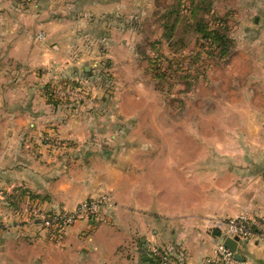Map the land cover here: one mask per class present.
Segmentation results:
<instances>
[{"label":"crops","instance_id":"0c3cea01","mask_svg":"<svg viewBox=\"0 0 264 264\" xmlns=\"http://www.w3.org/2000/svg\"><path fill=\"white\" fill-rule=\"evenodd\" d=\"M42 1L33 13L0 0V264H162L154 248L175 264H206L223 236L219 221L264 215V70L236 77L238 93L184 108L178 133L175 111L139 107L130 91L100 94L98 111L64 109L45 90L53 75L90 74L82 57L70 61L80 44L65 33L83 24L46 18ZM112 48L119 59L133 44ZM50 131L64 138L57 155L42 142ZM103 190L115 208L74 225L60 246L25 212L36 202L44 212L69 210ZM237 251L264 264L256 238Z\"/></svg>","mask_w":264,"mask_h":264},{"label":"rangeland","instance_id":"374dc122","mask_svg":"<svg viewBox=\"0 0 264 264\" xmlns=\"http://www.w3.org/2000/svg\"><path fill=\"white\" fill-rule=\"evenodd\" d=\"M18 1L23 7L30 5L28 9L35 13L38 0ZM78 2L80 1L41 2L48 4L46 11L49 15L46 18L55 20L50 17L51 14L57 16L58 22L59 19L64 22L76 19L74 22L83 24L82 32L73 34L70 27L65 33L73 35V39L80 44L71 46L70 61L82 57L90 74L82 78H66L57 74L49 79L50 70L47 71L49 84L45 94L54 100L53 103L59 101L64 109H73L76 104L79 105L77 109L84 107L98 111L103 108L97 101L100 94L111 96L116 91H130L139 96V107L175 111L176 121L181 124L176 127L178 133L182 129L184 108H199L202 105L208 107L215 99L214 93H238L235 85L242 78L235 79L236 77L263 76L264 0L203 1L202 5L206 10L202 14L211 27L218 28L219 34L226 36L222 42L216 44L204 40V37H200L199 41V35L188 26L187 17L190 16L193 0ZM176 7L181 10L182 20L174 27L175 16L169 19V12ZM92 23L95 27H91ZM36 39L44 43L47 39L45 32H39ZM122 41L133 44V48L130 51L127 48L119 50V59L127 57L128 52L131 54L125 61L117 63L119 59L111 57V51L117 48L112 46L115 43L121 44ZM133 50L135 54L132 53ZM107 107L112 112L117 110L113 100L106 102ZM160 120H163L161 123H167V117H161ZM52 132L42 135L43 143H48L52 137L64 142L60 134ZM46 147L45 152L53 155L64 151L61 146ZM48 148L51 149L47 150ZM104 198L110 203L96 211L95 216L101 219L102 210L109 212L116 205L111 192L106 190L78 203L72 209L63 211L70 212L84 202L91 203ZM36 203L32 204L38 207ZM73 226L64 231L60 240L56 239V234L50 232L51 241L62 245ZM42 228L45 229L44 226Z\"/></svg>","mask_w":264,"mask_h":264},{"label":"built area","instance_id":"2783aa9c","mask_svg":"<svg viewBox=\"0 0 264 264\" xmlns=\"http://www.w3.org/2000/svg\"><path fill=\"white\" fill-rule=\"evenodd\" d=\"M59 138L52 137L46 145L50 147H62L63 142ZM50 143V144H49ZM51 149V148H50ZM110 201L106 198L99 199L95 202H84L75 210L70 212L60 211L47 214L40 210L32 203L27 204L25 212L30 220L40 222L45 230L56 234V239L60 240L64 231L82 220L91 219L95 216L98 208L107 206ZM223 230V235L231 238H238L240 241L256 238L264 243V215L260 217H252L248 214H240L230 218L226 222L219 221L217 224ZM154 254L158 255L162 264H175L170 260L169 255L162 254L159 249H153ZM206 264H249L245 260H239L235 254L222 244H218L214 252L206 258Z\"/></svg>","mask_w":264,"mask_h":264},{"label":"trees","instance_id":"16d2710c","mask_svg":"<svg viewBox=\"0 0 264 264\" xmlns=\"http://www.w3.org/2000/svg\"><path fill=\"white\" fill-rule=\"evenodd\" d=\"M203 1L205 0H193L192 8L191 10H189L190 16L187 17L188 26L193 29L194 33L199 35V38L204 37L203 39L206 41H210L211 44L220 43L226 36L224 37L220 35L218 28L211 27L206 17L202 14V11L206 10V8L202 5ZM180 12L181 10L178 7L169 12V19H171L172 16H175L174 27L176 23L182 20ZM200 40L201 38L199 39V41Z\"/></svg>","mask_w":264,"mask_h":264},{"label":"water","instance_id":"95a60500","mask_svg":"<svg viewBox=\"0 0 264 264\" xmlns=\"http://www.w3.org/2000/svg\"><path fill=\"white\" fill-rule=\"evenodd\" d=\"M239 242H240V240L238 238H231V237H228L226 235H223L220 238V244L224 245L229 250H231L235 254V256H236L237 259L242 260L243 257L237 251Z\"/></svg>","mask_w":264,"mask_h":264}]
</instances>
